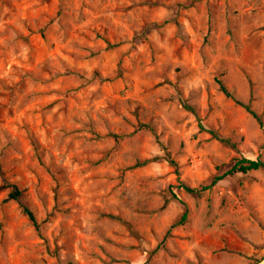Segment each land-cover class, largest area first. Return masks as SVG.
<instances>
[{"label": "rangeland", "instance_id": "1", "mask_svg": "<svg viewBox=\"0 0 264 264\" xmlns=\"http://www.w3.org/2000/svg\"><path fill=\"white\" fill-rule=\"evenodd\" d=\"M218 78L264 122V0H0V185L41 223L4 188L0 264H264V170L204 188L264 160Z\"/></svg>", "mask_w": 264, "mask_h": 264}, {"label": "trees", "instance_id": "2", "mask_svg": "<svg viewBox=\"0 0 264 264\" xmlns=\"http://www.w3.org/2000/svg\"><path fill=\"white\" fill-rule=\"evenodd\" d=\"M110 46H115L117 44H109ZM217 81L220 84V88L221 90L228 96V97H232L238 104H240L241 106H243L244 108H246L259 122V124L261 126H264V122L263 119L261 117L260 114H258L251 106V104L249 102H244L238 98H236L234 96V94L231 92V90L226 86V84L222 81V79L218 78ZM183 105L186 109L192 111L193 113H195V115L197 116L198 120H199V127L200 129H206L204 124L202 123L200 116L197 113L196 108L189 103L183 102ZM140 127L143 129H149L151 131L154 132V127L150 124V123H141ZM208 131H210L214 137L219 138L220 140L224 141L227 144H232V142L229 140V138L220 136L218 134L217 131L213 130V129H208ZM98 136H101L99 134H96ZM110 135H112L115 139H120V137H122V134H118V133H110ZM233 145V144H232ZM159 159H167L168 161H170L172 164H176L175 160L170 156V154L168 152H165V154H161V155H155L151 158H146L143 160H138L134 166H143L146 165L147 163L151 162V161H157ZM262 169L264 170V160L261 159L260 157L258 158H248L245 156L242 157H235L234 158V162L231 165V167L224 172L223 174H219L217 176H215L213 178V180L211 181V183L209 185L204 186V188L207 187H211L212 185L216 184L217 182H219L220 180H222L223 178H225L227 175H236L239 173H243L246 174L252 170H259ZM9 187L10 190L8 191L7 194V199H14L17 201H20V204L22 206V210L23 212L27 215V217L29 218V220L31 221V223L33 224V226L35 227V229L37 231H41V223L39 222L37 215L34 211V209L30 206L25 204L23 201H21V197L23 196L24 193V189L16 182H8L7 184H1L0 185V192L4 189ZM185 189L191 193H199L201 189L198 188H193L190 186H185ZM184 204V211L181 214L180 218L177 220V222H175V224H182L184 223L189 216V208L186 204L185 201H182ZM261 260H257V263H259Z\"/></svg>", "mask_w": 264, "mask_h": 264}]
</instances>
